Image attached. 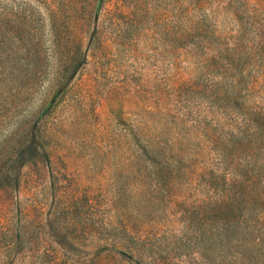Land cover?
I'll return each instance as SVG.
<instances>
[{
  "label": "rangeland",
  "instance_id": "obj_1",
  "mask_svg": "<svg viewBox=\"0 0 264 264\" xmlns=\"http://www.w3.org/2000/svg\"><path fill=\"white\" fill-rule=\"evenodd\" d=\"M98 2L0 0V264H264V0Z\"/></svg>",
  "mask_w": 264,
  "mask_h": 264
},
{
  "label": "trees",
  "instance_id": "obj_2",
  "mask_svg": "<svg viewBox=\"0 0 264 264\" xmlns=\"http://www.w3.org/2000/svg\"><path fill=\"white\" fill-rule=\"evenodd\" d=\"M262 142H264L262 140ZM174 150V147L171 146H167V144H159L158 145H154L152 143L150 144H146L144 143L142 145L141 151L144 155V157H152V156H158L161 155L163 153H172ZM239 209L243 208V213L247 214V219H245V222L247 223V225L249 226L250 231L248 233L244 232V229L246 227H241L243 228V232H240L239 235L237 236V239L239 241V243L242 245L241 248H245V247H249V246H259V248H261L262 246H264V241L262 243L261 242V233L264 232V214L260 212V208L258 204H253L251 206L247 205V201L245 200H241V204H238ZM258 208V210H257ZM19 215V212L17 210V217ZM20 220L17 219V221L15 222L14 228L11 232L8 233V238L11 237V239H9V245L4 248V257L7 258L11 255V253L13 252V248L12 245L14 246H20L21 244H23L24 240L28 238L26 237L25 234H23L21 227L19 226ZM247 226V227H248ZM236 229V228H235ZM234 229V232H235ZM237 231V229H236ZM236 238V237H235ZM222 241H227L225 239H220ZM260 243V244H259ZM128 251L127 253L125 252H121L124 254H130L131 256V252L132 250L128 247L127 248ZM13 255V253H12Z\"/></svg>",
  "mask_w": 264,
  "mask_h": 264
},
{
  "label": "water",
  "instance_id": "obj_3",
  "mask_svg": "<svg viewBox=\"0 0 264 264\" xmlns=\"http://www.w3.org/2000/svg\"><path fill=\"white\" fill-rule=\"evenodd\" d=\"M102 0H99V4H98V7H97V11H99V8H100V4H101Z\"/></svg>",
  "mask_w": 264,
  "mask_h": 264
}]
</instances>
